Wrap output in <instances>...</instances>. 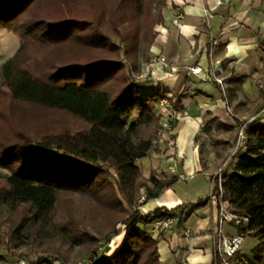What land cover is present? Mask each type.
I'll return each mask as SVG.
<instances>
[{
    "label": "trees",
    "instance_id": "trees-1",
    "mask_svg": "<svg viewBox=\"0 0 264 264\" xmlns=\"http://www.w3.org/2000/svg\"><path fill=\"white\" fill-rule=\"evenodd\" d=\"M166 5L167 0H0V30L19 41L0 67V169L6 171L0 175V209L7 208L8 223L0 234V263L27 259L17 250L28 245L35 256L28 264H161L158 244L167 232L154 236V223L171 218L168 232L182 235L194 210L213 198L218 209L226 205L247 220L233 227L243 242L264 241L260 118L246 125L245 143L212 177L210 196L140 211L180 181L156 179L154 172L144 177L137 165L158 150L154 141L164 121L159 101L166 98L181 114L185 98L153 87L149 76L139 78ZM258 49L264 52V40ZM213 121L205 118L200 131H209ZM232 121L215 127L236 135L240 123ZM235 144L236 136L233 142L214 141L216 147ZM118 226L124 227L122 240L109 255ZM241 245L226 259L215 244L211 264L239 260ZM257 250L258 245L251 250L252 264H263Z\"/></svg>",
    "mask_w": 264,
    "mask_h": 264
},
{
    "label": "crops",
    "instance_id": "crops-1",
    "mask_svg": "<svg viewBox=\"0 0 264 264\" xmlns=\"http://www.w3.org/2000/svg\"><path fill=\"white\" fill-rule=\"evenodd\" d=\"M170 1L162 11L163 22L157 26L156 38L150 47L151 56L164 57L168 65L157 64L150 71L149 79L153 87L169 95L185 93V98L181 102V114L177 113L180 126L174 151L165 158L162 154H153L156 151L146 158L155 156L157 159V170L149 172H154L156 179L159 175L160 178L170 177L169 172L158 170L161 162L169 167L175 164L181 176L201 173L195 139L200 133L205 136L200 131L205 118L214 120L212 129L216 122L231 126L234 117L247 119L264 110V99L259 98V88L264 89V52L258 49L259 40H264V0H172L171 6ZM176 12L182 13L181 19H176ZM211 37L217 40L212 47L209 45ZM196 65L202 69L198 76L188 72ZM212 74L223 83L216 85ZM225 93L229 96L227 101L223 100ZM236 95L240 100H236ZM170 190L146 203L141 213L184 204L170 196ZM211 201L214 204L209 209H204L200 215L194 213L188 220V238L183 234L166 233L158 244L161 264L212 263L219 215L217 203ZM235 234L228 230L225 236L231 238ZM207 238L210 245L205 244Z\"/></svg>",
    "mask_w": 264,
    "mask_h": 264
},
{
    "label": "rangeland",
    "instance_id": "rangeland-1",
    "mask_svg": "<svg viewBox=\"0 0 264 264\" xmlns=\"http://www.w3.org/2000/svg\"><path fill=\"white\" fill-rule=\"evenodd\" d=\"M157 26L158 25H156L153 29V32L155 34V38H156ZM18 45H19V41L14 34L7 32V31H4V30H0V67L8 58H10L11 56L14 55V53L16 52V50L18 48ZM149 54H150V49H149ZM150 56H151V54H150ZM145 65L143 66V68H141L140 73H139L140 74L139 78H141V80L143 78L146 79V77H144V75H143ZM236 97H237L236 98L237 101L240 100L239 96L236 95ZM257 115L262 116L263 114L262 113L261 114H255L254 116H257ZM252 117H249L247 119H243V118L238 117L236 119L239 120V123L241 126L242 123L248 121ZM178 119H179V116H178ZM180 122H178V124ZM179 126L177 125V129L173 132V134L176 133ZM240 126H237L236 135L235 134L231 135L229 130H225L223 128L215 127V128L210 129L207 132H204V134H205L204 137L201 136V133H200V135H198L196 137V139H195V143H196L195 150H196V154L199 158L198 161L200 164L201 173H198V174L195 173L191 177L190 176H183V175L181 176V175L177 174V169H176L175 164H173L172 166L169 167L164 162H161V165L158 168L159 171H164L165 173L169 172V176H170V169H173L175 171L174 175L178 176V178L180 180L170 190L169 195L177 197L184 204L187 202H196L199 199H203V198H206L207 196H210L212 188H213L212 177L215 175H219L221 173V170L226 166V164L228 162V160L225 161L226 158L228 156H231L235 152V147H236V145H234L233 148L226 147L224 145H219L216 147L214 145V141L218 140V139H223V140L225 139V140H230V142H233L234 137L235 136L237 137V132L240 129ZM157 148H158L157 152H155L153 154L158 155V156L162 154L164 156V158L167 157L168 155H170V153L172 154V152L174 151V145H172V142H170V141H164L163 140V141L159 142L157 145ZM215 152L219 153L220 156H218V154H216ZM137 165L139 167L140 173L144 177H148L150 169L157 170V159L155 158V156H151L149 159L145 158V159L139 160L137 162ZM168 167H169V169H168ZM5 173H6V171H3L2 169H0V175H3V174L5 175ZM160 177L161 176L159 175L158 178L160 179ZM212 200L214 201V198ZM213 204L214 203L210 200L208 205L205 208L196 209V210H194V213L197 215H200L204 209H206V210L209 209L210 206ZM214 206H215L214 209H215V213H216L217 212L216 204ZM222 206H223V208L227 209L226 205H222ZM218 213H219V209H218ZM6 214H7V208L3 207L2 209H0V225H1L0 226V234H5L7 231L8 223L3 222L4 218H6ZM233 227H234V225L230 226V225H228V223H225L223 225V228H222L224 234L226 235L228 230H233L235 232V229ZM118 229H120V234L118 236L113 237L112 240L110 241L109 255H111L112 252L115 250V248L118 245H120V243H121L124 229L122 226H118ZM216 232H217V223H216V227H215V234H216ZM205 242H206L205 243L206 245H210V238H207L205 240ZM214 242L216 245H218L217 238L214 239ZM257 245L259 247V250H257L256 253H258L261 256V258L263 260V264H264V241H260V240L254 241V240H249V239H245L243 244L241 245V248L243 251L242 257L239 260H235L233 264H252V262L254 260H253V254L251 253V250ZM17 253L26 254L28 256V258L27 259L26 258H19L18 263H14V264H28V261H34V259H35V256L33 255V248L28 246V245L18 249ZM0 264H12V263H0ZM56 264H58V263H56ZM81 264H83V263H81Z\"/></svg>",
    "mask_w": 264,
    "mask_h": 264
},
{
    "label": "built area",
    "instance_id": "built-area-1",
    "mask_svg": "<svg viewBox=\"0 0 264 264\" xmlns=\"http://www.w3.org/2000/svg\"><path fill=\"white\" fill-rule=\"evenodd\" d=\"M173 4V1L171 0L169 2V5L171 6ZM207 18H210L209 15L206 14ZM182 18V13L181 12H176V19H181ZM217 44V40L214 38H210L209 40V45L210 47L215 46ZM157 64H161L164 66H167L168 64L166 63V60L162 56H153L151 57L150 61L145 65L144 67V77L149 76L150 71L152 70L153 67H155ZM188 72L192 75L198 76L201 74L202 69L199 66H193L188 69ZM211 79L218 85L222 84V79L217 77L215 74H212ZM159 111L163 115V124H162V129L159 131L157 139L154 141V145H157L161 140L166 139L167 141H170V133H171V125L174 120L178 119L177 114L173 110L171 103L166 99L162 98L159 101ZM262 114L264 115V110H262ZM260 118L261 122L260 124H263V118L260 116H253L250 118L248 121L244 122L241 124L240 129L237 132V137H236V147L235 151L238 147L242 146L245 143V127L248 123L252 122L255 119ZM175 171L173 169H170V176H175ZM182 178V177H181ZM143 197L141 200L143 201ZM247 220L245 218H240L232 213H230L227 209L223 208V206L220 207L219 209V218L217 221V232L215 234L217 240H218V245H216L218 252L224 257V258H232L234 254L237 252L239 246L243 242V237L240 235H235L231 238H228L225 236L223 232V225L225 223H233L234 226H238L240 224L245 223ZM173 223V219L167 218L165 220H160L154 223L153 228H152V233L154 236H156L159 231H165L168 232L170 226ZM123 227V226H122ZM124 229V227H123ZM183 235L188 238L190 236V230L187 228L184 230ZM235 261V260H234ZM234 261L231 262H224V264H233ZM181 264H186L182 262Z\"/></svg>",
    "mask_w": 264,
    "mask_h": 264
}]
</instances>
